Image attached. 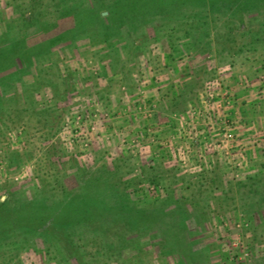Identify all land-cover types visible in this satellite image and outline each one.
<instances>
[{
  "label": "rangeland",
  "instance_id": "1",
  "mask_svg": "<svg viewBox=\"0 0 264 264\" xmlns=\"http://www.w3.org/2000/svg\"><path fill=\"white\" fill-rule=\"evenodd\" d=\"M120 2L0 0V264H264V0Z\"/></svg>",
  "mask_w": 264,
  "mask_h": 264
},
{
  "label": "trees",
  "instance_id": "2",
  "mask_svg": "<svg viewBox=\"0 0 264 264\" xmlns=\"http://www.w3.org/2000/svg\"><path fill=\"white\" fill-rule=\"evenodd\" d=\"M156 1L157 0H123V1L121 0L118 8L122 9V10L119 11L118 17H116V18L119 20L121 17L123 19L128 18L129 21L132 20L134 22H137V21H139V19H142V17H144L146 14L150 13L151 10L157 9L158 2H156ZM60 7H61V9H59L60 17H64V16L70 15V14L74 15L75 23H76L75 29H77L78 26H82L83 23L88 20L89 17L87 15H92V16L94 15L92 13L93 10H89L88 8H87L88 11H84V10L79 11L81 9V7L79 5H76V4L71 6V8L74 11H72L70 13L64 12L65 11L64 9H66V8H64V6H62V4L60 5ZM112 7H114V5ZM111 10H113V12H115L114 9H111ZM101 18L103 20L102 22H104V19L110 20L111 16L110 15H108V16H102L101 15ZM22 46L24 48H27V49H30V47H31L25 43H23ZM11 55H14V54H11ZM4 57H5V55L0 54V72L3 71V69H5L6 66H8V62L3 60ZM99 204L100 203L98 201H94L93 205L86 204L87 206H85L83 209H78L77 207H80L81 205H83V204H81V205H78L77 207H75V210L78 211L77 215L85 214L88 216H90V215L92 216L95 213H97L98 211L102 210L100 208ZM2 209L3 208L0 207V215L5 212V210H4V212H2ZM22 211H25V209L22 208ZM119 212L122 213L123 210H120ZM4 214L6 215V213H4ZM0 223H3V221H0Z\"/></svg>",
  "mask_w": 264,
  "mask_h": 264
}]
</instances>
